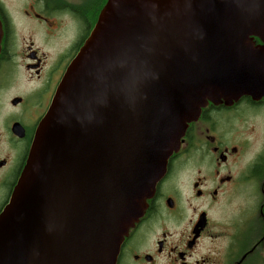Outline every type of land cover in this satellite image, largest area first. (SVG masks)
<instances>
[{"label": "water", "instance_id": "1", "mask_svg": "<svg viewBox=\"0 0 264 264\" xmlns=\"http://www.w3.org/2000/svg\"><path fill=\"white\" fill-rule=\"evenodd\" d=\"M255 37L264 0H107L0 213V264H116L202 108L264 90Z\"/></svg>", "mask_w": 264, "mask_h": 264}, {"label": "flooded vegetation", "instance_id": "2", "mask_svg": "<svg viewBox=\"0 0 264 264\" xmlns=\"http://www.w3.org/2000/svg\"><path fill=\"white\" fill-rule=\"evenodd\" d=\"M14 1L0 0V213L107 0ZM116 264H264V90L202 108Z\"/></svg>", "mask_w": 264, "mask_h": 264}, {"label": "rangeland", "instance_id": "3", "mask_svg": "<svg viewBox=\"0 0 264 264\" xmlns=\"http://www.w3.org/2000/svg\"><path fill=\"white\" fill-rule=\"evenodd\" d=\"M4 2L6 3H12V2H15L14 0H3ZM258 38V37H257Z\"/></svg>", "mask_w": 264, "mask_h": 264}]
</instances>
